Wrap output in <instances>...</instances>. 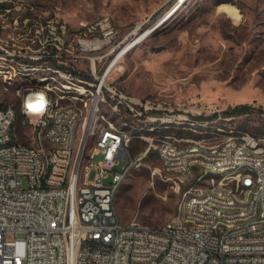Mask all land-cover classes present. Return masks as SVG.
Masks as SVG:
<instances>
[{"label":"built area","instance_id":"1","mask_svg":"<svg viewBox=\"0 0 264 264\" xmlns=\"http://www.w3.org/2000/svg\"><path fill=\"white\" fill-rule=\"evenodd\" d=\"M108 27V18L88 27L96 38L87 36L83 50L109 44L112 36L97 33ZM59 28L64 35L65 25ZM28 41L31 51L0 47V56L16 57L22 67H56L78 76L67 67L63 49L70 47L62 35ZM101 58L89 56L90 78L83 77L93 92L90 108H82V99L60 96L52 86L30 84L16 89L18 105H0V264H264V136L223 131L235 116L226 115L214 101L199 104L131 93L109 80L117 62L107 75L114 60L100 71ZM101 100L114 103L138 125L165 118L191 126L222 124V131L199 137L131 136L103 120L97 134L88 137L94 138L91 147L81 139L77 143V126H88L93 106ZM63 122H70V142L55 143L53 133ZM29 123H37L36 133H29ZM134 139L147 144L137 154L130 149ZM39 141H46V148H39ZM151 149H162L160 159L178 162L177 172H164L178 187L189 177L188 160L203 159L199 176L221 163L243 162L244 170L209 183L196 178L186 191H208L207 203H196L182 223H174L175 215L158 226L123 223L114 204L116 190ZM97 154L101 159H94ZM250 163L261 170L256 199H246ZM179 170H186V177H179ZM88 196L106 199V207L93 208ZM211 208H218V215H211ZM193 213H206L207 221L193 220ZM225 219H232V227H225Z\"/></svg>","mask_w":264,"mask_h":264},{"label":"rangeland","instance_id":"2","mask_svg":"<svg viewBox=\"0 0 264 264\" xmlns=\"http://www.w3.org/2000/svg\"><path fill=\"white\" fill-rule=\"evenodd\" d=\"M176 2L0 0V47L31 51L27 47L30 37L62 35L70 47V51L63 49L67 67L78 75L67 77L48 66L22 67L18 58L0 56V70L4 71L0 77V105H18L16 89L28 84L61 86L69 82L72 89L78 88L84 75L90 74L89 56L102 57L98 64L102 71L124 51L108 76L118 86L140 96L163 95L199 104L214 101L225 110L249 104L250 111L232 115L235 118L227 120L223 127L264 136V0H185L171 12ZM228 5L237 9L236 14L231 16L225 10ZM105 18L111 27L97 33L99 37L112 36L111 42L92 51L83 50L87 36L96 38V31L88 34V27ZM61 24L65 25L64 35L59 32ZM53 27L55 33L51 32ZM149 29L152 30L139 42L125 49ZM108 113L116 126L130 129L136 125L123 112ZM77 133L79 143L82 129ZM159 133L191 136L187 129H161ZM93 141L89 138L87 146L91 147ZM146 145L145 140L134 139L131 152L137 154ZM101 157L97 154L94 159ZM161 168L158 149H151L121 182L114 204L123 223L158 226L179 212L199 168L194 167L193 174L179 187L175 180L166 178Z\"/></svg>","mask_w":264,"mask_h":264},{"label":"bare ground","instance_id":"3","mask_svg":"<svg viewBox=\"0 0 264 264\" xmlns=\"http://www.w3.org/2000/svg\"><path fill=\"white\" fill-rule=\"evenodd\" d=\"M183 2H185V0H183L180 5H182ZM225 10H228V12L230 11L231 16L232 14H236L237 11V9H234L229 5L225 8ZM144 36H145L144 34L138 36L132 43L127 45L125 49H128L137 42H139ZM123 53L124 51H122L121 54H119L117 60L120 58V56ZM117 60H114L112 65L108 68L107 75L110 73V71L116 64ZM52 70L56 73H60L61 75L72 77L67 75L64 71L60 70L59 68L52 67L51 71ZM49 77L50 79H54L53 76H49ZM80 82H81L80 86L75 89H72L71 86L68 85L69 82L67 84H61L62 87L53 83H49L47 85L36 84L31 86H43V87L52 86V88L55 91H57L60 96L67 97V99H82V108H90L91 101H93V92L91 86H87L86 79L81 80ZM105 111L111 112L114 115L122 113V110L115 109V104L109 103L108 100H101V104H95L93 106L92 115L90 116L88 126L87 123H79V126H77V131L80 128L82 129V133H85V137L81 138V144H88V137H94L97 134V129L100 126H102L103 120H107V123L111 127V129L121 130L122 132L127 133L131 136H138L139 134H144L146 136L170 134V133H159V131L161 129H171V128L177 130L179 129L189 130L191 132V136L188 137H198L197 134L202 132L220 133V131H222V127L217 126L214 123H196L193 124V126H191L188 124H183L181 123V121H178L176 119H165V118L144 119L139 125L138 122L135 121L136 125H132L131 128L129 129L127 127L116 126L113 123V121L109 119L108 116L109 113L108 112L106 113ZM223 131H230V129H225L223 127ZM36 132H37V123H29V133H36ZM234 134H236V136H246L247 131L234 130ZM70 139H71L70 122H63L62 125H60L58 128V133H53V140L55 141V143H67L70 142ZM39 148H46V141H39ZM158 153L159 156L162 157V149H158ZM161 161H162V169H164L166 172H177L178 162L170 163L167 162V159H161ZM197 166H203V159H196V163L195 160H188L189 176L193 174L194 167ZM239 170H244L243 162L221 163V165L219 166H212L206 168L204 170V173L201 174V176H199L198 174L197 178H199L200 183H203L205 177L208 174H210L206 182L209 183L212 182L213 180H216V178H225V176L230 171H239ZM215 171H217V173H215ZM250 174L252 175V177L249 178L247 182L246 199H256L260 194V177H261V170L259 168L258 163H250ZM179 177H186V170H179ZM188 192L190 193L189 196L184 199L179 212L174 216V223H182L183 219L190 217V208L196 207V203H207L208 191L189 190ZM88 203H90L93 208L106 207V199H101L98 196H88ZM211 215H218V208H211ZM193 220L207 221V214L193 213ZM225 227H232V219H225Z\"/></svg>","mask_w":264,"mask_h":264},{"label":"trees","instance_id":"4","mask_svg":"<svg viewBox=\"0 0 264 264\" xmlns=\"http://www.w3.org/2000/svg\"><path fill=\"white\" fill-rule=\"evenodd\" d=\"M84 77L90 78V76L88 74L84 75ZM251 109H252V107L249 104L245 103V104L236 105L230 109H226L224 111V113L227 115H236V114L238 115V114H242V113H247Z\"/></svg>","mask_w":264,"mask_h":264},{"label":"water","instance_id":"5","mask_svg":"<svg viewBox=\"0 0 264 264\" xmlns=\"http://www.w3.org/2000/svg\"><path fill=\"white\" fill-rule=\"evenodd\" d=\"M183 0H177V2H176V4H175V6L173 7V9H172V11L171 12H173L180 4H181V2H182ZM170 12V13H171ZM165 18V17H164ZM164 18L163 19H161V21H163L164 20ZM160 21V22H161ZM159 24V23H158ZM156 26V25H155ZM154 26V27H155ZM154 27H152V29L154 28ZM152 29H149L148 31H146V32H144L143 34H147L148 32H150Z\"/></svg>","mask_w":264,"mask_h":264}]
</instances>
